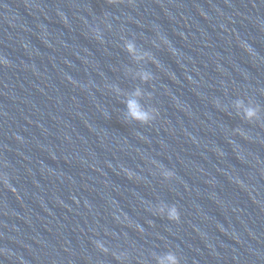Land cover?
Returning <instances> with one entry per match:
<instances>
[{
  "label": "water",
  "instance_id": "obj_1",
  "mask_svg": "<svg viewBox=\"0 0 264 264\" xmlns=\"http://www.w3.org/2000/svg\"><path fill=\"white\" fill-rule=\"evenodd\" d=\"M185 2L235 100L259 109L248 121L264 146V0Z\"/></svg>",
  "mask_w": 264,
  "mask_h": 264
},
{
  "label": "clouds",
  "instance_id": "obj_2",
  "mask_svg": "<svg viewBox=\"0 0 264 264\" xmlns=\"http://www.w3.org/2000/svg\"><path fill=\"white\" fill-rule=\"evenodd\" d=\"M110 4H116L122 2V0H108ZM125 49L133 55V58L136 60H143L145 57H148L155 63V59L152 58L148 53H144L143 55H137L135 44L132 41L125 42ZM142 82L147 83L153 79V76L149 72H142L139 74ZM142 93L139 89L134 93L135 97L141 96ZM237 108H242L244 112V116L247 120L251 121L253 119L258 118L259 109L255 107H245L242 101H237ZM127 107L129 109V113L131 117L137 120L139 123L143 125L149 124L156 117L155 109H145L137 99H130L127 103ZM166 179H171L173 177L172 172H166ZM7 184V181H5ZM163 211V209H161ZM167 218L170 221H178L179 220V212L175 206H172L167 210ZM103 250V249H102ZM157 264H180V260L175 253L169 252L166 255L157 258Z\"/></svg>",
  "mask_w": 264,
  "mask_h": 264
}]
</instances>
